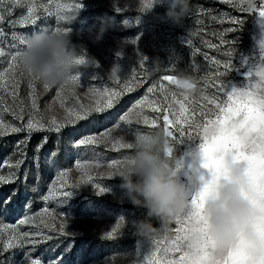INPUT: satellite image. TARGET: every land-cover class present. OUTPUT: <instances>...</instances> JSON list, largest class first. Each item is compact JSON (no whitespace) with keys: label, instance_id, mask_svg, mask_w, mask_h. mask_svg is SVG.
<instances>
[{"label":"rangeland","instance_id":"obj_1","mask_svg":"<svg viewBox=\"0 0 264 264\" xmlns=\"http://www.w3.org/2000/svg\"><path fill=\"white\" fill-rule=\"evenodd\" d=\"M253 2L259 10L261 0ZM76 3L82 4L79 10L75 7L68 10L67 6ZM57 5L64 6L59 16ZM28 7H33L34 14L42 17L37 24H13L28 14ZM248 7L247 0H191V10L183 24L174 27L160 22L159 15L165 11L164 7L154 6L151 11H144L142 0H51V3L49 0H16L15 3L0 0V12L4 15V21L0 23V48L5 52V56L0 57V72L7 71L11 56L24 47L18 38H12L13 32L27 38L33 32L66 27L63 18L77 12L76 20L70 25L71 39L87 46L86 53L82 54L85 59L94 58L98 62V66L73 71L69 78L79 75V82L72 83L68 78L59 97L57 92L61 86L45 89L44 84L31 81L26 74L23 78L17 75L15 80L9 75L0 78V121L5 128L25 129L0 134V175L16 173L14 182L0 184V264H28L26 254L39 259L41 264H129L131 261L143 264L144 258L153 250V240L159 239L163 243L165 236L171 238L174 235L176 225L170 231L161 229L152 241L136 234L135 223L146 218V209L128 203L119 188L121 180L112 178L133 149L116 150L112 144L118 139L132 143L137 132L147 134L163 129L162 113L152 112L147 105L141 109L137 104L145 95L165 105L172 101L173 94L180 101L187 97L184 102L190 109L189 115L201 119V111L207 112L214 107L209 104L217 95L212 81L224 70L225 62L234 64L229 74L221 77L227 85L226 91L248 84L247 74L258 64L264 66V49L260 47L264 41V17L257 12L243 11ZM117 8L121 10L117 11ZM104 16L113 18V27L100 42L93 43L87 30ZM137 17H140L138 23ZM235 19H243L244 23L240 30L231 31L239 28L233 23ZM125 20L129 22L128 26ZM137 37L139 39L133 44L132 40ZM189 40L191 45L187 43ZM142 57L146 58L144 68L139 64ZM153 61L159 62L162 70L149 76L147 64ZM216 61L220 63L216 64ZM114 65L120 67L119 79H113L110 73ZM180 70L189 71L197 78V90L184 94L164 81L167 91L162 93L159 85L163 76L175 77ZM19 71H22L20 65ZM134 74L137 76L135 84L129 83L125 87L124 82L130 81ZM16 80L18 86L13 87ZM32 84L37 102L35 109L32 107ZM153 85L157 86L156 90L149 94L147 90ZM104 89H108L106 94ZM113 92L119 93L113 97V106L95 112V107L107 104V96ZM173 107L178 108V105ZM21 109L23 119H17ZM84 110H90L91 115L69 122L70 113ZM138 111L150 120L158 118V126L137 124V119L142 120V116H137ZM122 117L131 119L132 125H126ZM30 118L43 122L45 128L53 119L64 127L59 132L33 131L29 135L26 124ZM118 124L120 128H117ZM109 130L112 137L106 139L105 133ZM87 137H95L96 141L78 144ZM20 141L24 143L20 144ZM171 141L176 157L182 161H187L190 151L197 145L196 141L186 137L180 143ZM41 144L43 147L37 153L36 148ZM20 159H24V163L18 170L11 167ZM114 161L120 162L118 168L109 167ZM88 175L92 182L100 183L106 189L103 194L97 195L92 184L83 183ZM65 184L71 186L68 190L72 191L66 200L55 195ZM50 190L53 195L49 194ZM120 218L124 219L120 233L114 239L105 238ZM65 219L68 222L66 231L71 234L68 236L59 230ZM21 220L26 223L21 224ZM152 222L159 227L155 219ZM24 233H27V239L21 238ZM5 244L16 246L5 249ZM20 244L23 247L18 246Z\"/></svg>","mask_w":264,"mask_h":264},{"label":"snow or ice","instance_id":"obj_2","mask_svg":"<svg viewBox=\"0 0 264 264\" xmlns=\"http://www.w3.org/2000/svg\"><path fill=\"white\" fill-rule=\"evenodd\" d=\"M16 0H13L15 3ZM244 2V0H242ZM249 7L243 9L245 12H257L260 17H264V0H261L259 10L256 9L253 0H247ZM51 3V0H49ZM44 7V5H41ZM72 7L80 9L82 7L81 3H76L75 5L67 6L68 10ZM153 7L152 0H142V10L147 11ZM64 10V6L57 5V15ZM120 11V8L116 9ZM47 12V8H45ZM27 15L21 16L18 21H13L12 23H19L21 26L36 25L37 21L42 17L40 15L34 14V8H27ZM62 18V17H61ZM140 17L136 18L137 23ZM4 15L0 12V23H3ZM125 25L128 26V21L125 20ZM233 23L239 25V28L230 29L231 31H238L241 29L244 20L235 19ZM12 38L19 39L21 44L25 43L26 37L24 35H17V33H12ZM136 40H132L135 44ZM189 45L192 42L187 41ZM234 43V42H231ZM261 49H264V41L260 43ZM198 51V50H197ZM19 51H16L14 55L11 56V63L8 66L6 72H0V78L5 75H9L11 79L15 80L17 75L23 78V71L17 72L19 68L18 61ZM231 55V53H229ZM264 55V53H262ZM5 52L0 48V57H4ZM195 52H193V57ZM85 58L81 56L78 58V63L83 62ZM146 58L142 57L139 60L141 68L145 66ZM219 64V61L215 62ZM195 69V62L193 60V65ZM234 64L229 61L223 64V71L218 72L212 81V87L216 89V96L209 101V104L214 105L213 108H209L207 112L201 111V119H195L192 115H189L190 109L186 107L185 102L188 98L184 97V101L177 100L173 94L172 101L167 105L163 104L161 101L155 99L154 97L150 99V95H145L143 99L139 100L137 104L142 109L143 106L147 105L152 112L162 113L163 116V129L171 140L180 143L182 138H188L197 142L199 150L201 152V182L197 190H194L190 197V207L188 211L182 218H177L176 227L173 229L174 235L169 238L165 236L163 238V243L159 239L153 240L154 245L151 253L146 256L143 260V264H249L247 256L248 243L243 239L240 243L226 250H216L215 244L212 240H208L204 246L201 255L195 259L190 257L186 251V244L188 240L189 227L193 223H206L203 215L204 203L213 188L221 181L228 180L224 163L223 156L224 153L231 151L234 154V163H237L245 168L249 185L251 188L250 193H245L246 197L252 199L253 203L260 207L262 212H264V66L257 65L252 72L247 74L249 82L246 86L238 88L233 86L230 91H226L227 85L225 80L221 77H226L229 72L233 69ZM118 70L113 69L112 77L113 79H119L117 76ZM31 81H35L36 78L30 77ZM70 81L72 83L79 82V75L71 76ZM175 77L172 75H165L162 78V82L159 85V90L163 93L167 89L165 87L164 81L169 82L173 85ZM137 76L134 74L130 81H125V87L129 83L135 84ZM69 81L65 82V85ZM18 86V80L15 81L13 87ZM32 86L33 100L32 107L35 109L37 106L35 98V86ZM45 89L48 88L44 85ZM156 85L148 88V93L153 94L156 90ZM64 90V85L61 86V90L57 92V96L61 95ZM129 91L133 90L128 88ZM95 92V89H92ZM108 89H104L106 94ZM13 96L16 95L15 92L12 93ZM119 93L113 92L110 96H107V104L95 107V112H102L105 108H111L113 106V97L118 96ZM178 105V108H174L173 105ZM15 115V113H13ZM91 115L90 110L77 111L74 114L70 113L68 120L70 123L86 119ZM137 116H142L141 119H137L136 123H144L145 125H151L152 127H157V119L150 120L147 116L142 115V111L137 112ZM170 116L172 117L170 119ZM17 119H23V109H21V115L16 117ZM123 122L126 125H132L133 121L127 117H122ZM186 125V127H185ZM64 125L62 123H57L53 119L49 126L45 128V124L41 121H34L33 119H28L26 124V129L29 135L33 131H56L59 132ZM120 128V125H117ZM24 128L10 126L8 128L4 127L3 121H0V134H5L6 132L18 133L24 131ZM140 135L139 132L135 133V137ZM106 139L112 137L111 130L105 133ZM47 138H45L46 143ZM96 141L95 137H87L85 139L79 140V145H85L88 143H93ZM23 144L24 141H20ZM43 144L38 145L36 152L39 153ZM112 147L116 150L120 148L132 149L133 144L131 142H125L123 139H118L112 144ZM172 152L169 150V155ZM55 155V153H53ZM38 167L39 157H35ZM24 163V159L16 161L11 167L19 169L21 164ZM118 161H114L109 167H119ZM79 167V164L77 165ZM179 170V169H178ZM25 177L27 172H25ZM66 175V173H65ZM16 179L15 172H9L8 175H0V184L12 183ZM84 184H92V186L97 190V195L103 194L106 189L100 183L92 182V177L87 176L83 179ZM71 187L67 184L63 185L61 188L57 189L55 195L67 199L72 195V191L68 188ZM50 195L53 192L50 190ZM47 199V197H45ZM47 211V209H45ZM124 219L120 218L119 222L115 227L112 228L110 232L105 234V238L114 239L120 233L123 227ZM21 224L26 223V220H21ZM67 220L65 219L59 225V230L63 235H71L66 231ZM257 231L262 240H264V215L259 218L257 224ZM22 239H27V233L22 234ZM16 245L5 244V249L14 247ZM23 247L22 244L18 245ZM28 259V264H41L39 259H32L30 254H26ZM264 264V261H261Z\"/></svg>","mask_w":264,"mask_h":264},{"label":"clouds","instance_id":"obj_3","mask_svg":"<svg viewBox=\"0 0 264 264\" xmlns=\"http://www.w3.org/2000/svg\"><path fill=\"white\" fill-rule=\"evenodd\" d=\"M154 6L165 9L159 15L160 22L178 27L191 10V0H154ZM77 15L78 12L63 18L66 27H53L27 36L18 55L24 74L48 87L62 86L73 71L98 66L94 58L87 57L83 62H77L86 53L87 47L71 39L70 25ZM113 24V18L99 17L98 26L93 25L87 30L89 39L93 43L100 42ZM113 69L120 72L118 65H114L110 73ZM161 70L157 61L147 64L149 76ZM198 83L192 73L180 70L173 85L184 94H192L197 90ZM132 144L133 152L112 178L121 180L119 188L128 203L146 209V218L135 223V230L138 236L152 241L161 229L170 231L177 218H182L188 211L190 197L201 182V152L197 144L190 151L187 161L178 159L164 129L140 134ZM223 163L229 179L221 180L206 198L203 208L206 223L190 225L186 251L195 259L201 255L209 239L214 242L216 250L231 249L243 239L248 243L249 264H261L264 261V240L256 226L264 212L244 195L251 192L248 176L244 167L234 163L231 151L224 153ZM153 219L159 227L153 224ZM129 264H135V261Z\"/></svg>","mask_w":264,"mask_h":264}]
</instances>
